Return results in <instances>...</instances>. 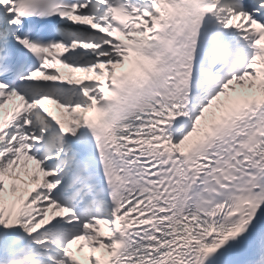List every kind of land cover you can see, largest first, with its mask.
<instances>
[{
    "label": "snow or ice",
    "instance_id": "obj_1",
    "mask_svg": "<svg viewBox=\"0 0 264 264\" xmlns=\"http://www.w3.org/2000/svg\"><path fill=\"white\" fill-rule=\"evenodd\" d=\"M0 264H264V0H0Z\"/></svg>",
    "mask_w": 264,
    "mask_h": 264
},
{
    "label": "bare ground",
    "instance_id": "obj_2",
    "mask_svg": "<svg viewBox=\"0 0 264 264\" xmlns=\"http://www.w3.org/2000/svg\"><path fill=\"white\" fill-rule=\"evenodd\" d=\"M103 234V233H102Z\"/></svg>",
    "mask_w": 264,
    "mask_h": 264
}]
</instances>
